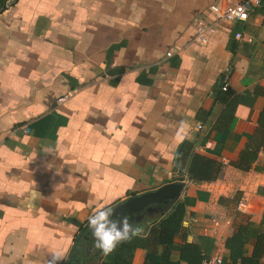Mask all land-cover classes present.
Listing matches in <instances>:
<instances>
[{
    "label": "crops",
    "instance_id": "0c3cea01",
    "mask_svg": "<svg viewBox=\"0 0 264 264\" xmlns=\"http://www.w3.org/2000/svg\"><path fill=\"white\" fill-rule=\"evenodd\" d=\"M237 1L18 0L0 15V264H48L54 249L67 250L66 264L97 205L190 180L178 161L185 142L223 165L221 175L128 215L140 236L179 201L175 243L205 258L228 259L227 241L249 223L264 233V147L254 139L264 0L246 22L217 21L206 46L194 40L197 21L215 20L211 5ZM92 250L85 264H100ZM254 252L253 240L244 256ZM146 256L138 249L133 264ZM170 260L186 264L179 251Z\"/></svg>",
    "mask_w": 264,
    "mask_h": 264
},
{
    "label": "trees",
    "instance_id": "16d2710c",
    "mask_svg": "<svg viewBox=\"0 0 264 264\" xmlns=\"http://www.w3.org/2000/svg\"><path fill=\"white\" fill-rule=\"evenodd\" d=\"M13 0H0V9ZM262 131L254 139L258 141V147H264V113L260 121ZM194 145L185 142L178 155L179 167L183 171L188 169L189 179L193 182H209L216 180L221 175L223 165L194 153ZM255 157V156H254ZM254 157L252 159H254ZM245 157L244 159H248ZM185 204L182 201L175 203L171 211L153 227L148 238L137 236L130 241L124 242L108 256L102 255L100 264H133L135 252L138 249L147 250L145 264H177L172 262L171 256L174 251L180 252V259L186 264H202L205 257L199 246L192 243L176 245L175 239L182 230L185 219ZM89 233L88 227L81 228L80 236L75 241V246L66 264H85L90 260L87 249L83 247L84 237ZM255 241V252L251 259L244 256V246ZM162 246V252L151 251ZM226 248L229 251L227 264H258V258L264 251V233L259 232L252 223L242 226L239 231L231 237ZM159 255V257H157ZM207 258V257H206Z\"/></svg>",
    "mask_w": 264,
    "mask_h": 264
},
{
    "label": "clouds",
    "instance_id": "9594fccd",
    "mask_svg": "<svg viewBox=\"0 0 264 264\" xmlns=\"http://www.w3.org/2000/svg\"><path fill=\"white\" fill-rule=\"evenodd\" d=\"M30 195L40 198V193L35 190ZM87 227L94 247L104 256L111 254L118 245L139 236L142 231L129 216L117 217L116 210L105 204L97 205L94 212L88 216ZM66 259V249H54L48 264H60Z\"/></svg>",
    "mask_w": 264,
    "mask_h": 264
},
{
    "label": "built area",
    "instance_id": "2783aa9c",
    "mask_svg": "<svg viewBox=\"0 0 264 264\" xmlns=\"http://www.w3.org/2000/svg\"><path fill=\"white\" fill-rule=\"evenodd\" d=\"M259 0H240L234 3H231L226 6L221 5H211L210 13L215 16L214 21H206V20H199L196 23V34H195V41L201 45L206 46L211 38V36L216 32V22L217 21H225V22H246L249 18V14L251 11V7L253 5H259ZM237 39L241 38L240 34L236 35ZM171 52L168 53V56H171ZM227 74H230V68L227 69ZM223 91L228 90V79L222 86ZM71 97V93L63 95L58 98L57 103L58 105H63L69 98ZM200 129L203 126H199ZM24 132L29 133L30 129L28 126L23 127ZM191 181L187 180L184 182V189L185 186L188 185ZM183 189V190H184ZM245 204L241 203L239 205V209L244 208ZM202 264H227L224 257L220 255L210 256L204 259Z\"/></svg>",
    "mask_w": 264,
    "mask_h": 264
},
{
    "label": "water",
    "instance_id": "95a60500",
    "mask_svg": "<svg viewBox=\"0 0 264 264\" xmlns=\"http://www.w3.org/2000/svg\"><path fill=\"white\" fill-rule=\"evenodd\" d=\"M18 0L8 1L1 9L0 15L3 14L9 7L14 5ZM184 189V184L175 183L172 185H167L160 190L141 195L140 197L130 198L128 201L115 207L117 217L124 215H131L133 212L141 211L146 206L164 200L174 199L175 196H180Z\"/></svg>",
    "mask_w": 264,
    "mask_h": 264
},
{
    "label": "rangeland",
    "instance_id": "374dc122",
    "mask_svg": "<svg viewBox=\"0 0 264 264\" xmlns=\"http://www.w3.org/2000/svg\"><path fill=\"white\" fill-rule=\"evenodd\" d=\"M84 248L87 249V251L89 252L88 254L91 256L93 255V250H92V246L94 247L93 245V241H92V238H91V235H90V232L88 233V235L86 237H84Z\"/></svg>",
    "mask_w": 264,
    "mask_h": 264
}]
</instances>
